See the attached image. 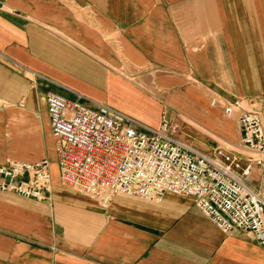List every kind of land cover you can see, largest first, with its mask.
<instances>
[{
	"label": "crops",
	"instance_id": "crops-1",
	"mask_svg": "<svg viewBox=\"0 0 264 264\" xmlns=\"http://www.w3.org/2000/svg\"><path fill=\"white\" fill-rule=\"evenodd\" d=\"M50 91L151 127L164 114L203 151L237 148L225 104L241 100L264 122V0H7L0 10V164L51 169L46 200L0 191V264H264L250 233H224L191 197L119 193L102 206L65 185Z\"/></svg>",
	"mask_w": 264,
	"mask_h": 264
},
{
	"label": "built area",
	"instance_id": "built-area-1",
	"mask_svg": "<svg viewBox=\"0 0 264 264\" xmlns=\"http://www.w3.org/2000/svg\"><path fill=\"white\" fill-rule=\"evenodd\" d=\"M7 0H0V10ZM62 182L108 206L116 194L162 201L166 194L191 197L224 233L246 231L264 247V122L241 100L223 107L241 127L239 147L203 151L175 135L162 115L151 127L107 104L94 106L50 91L46 96ZM218 99L213 98L215 105ZM260 171L258 185L253 176ZM50 161L0 164V191L46 200Z\"/></svg>",
	"mask_w": 264,
	"mask_h": 264
},
{
	"label": "bare ground",
	"instance_id": "bare-ground-1",
	"mask_svg": "<svg viewBox=\"0 0 264 264\" xmlns=\"http://www.w3.org/2000/svg\"><path fill=\"white\" fill-rule=\"evenodd\" d=\"M190 103V102H189Z\"/></svg>",
	"mask_w": 264,
	"mask_h": 264
}]
</instances>
